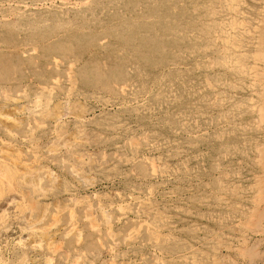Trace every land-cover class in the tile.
<instances>
[{
	"label": "rangeland",
	"instance_id": "rangeland-1",
	"mask_svg": "<svg viewBox=\"0 0 264 264\" xmlns=\"http://www.w3.org/2000/svg\"><path fill=\"white\" fill-rule=\"evenodd\" d=\"M4 143L80 200L6 264H264V0H0Z\"/></svg>",
	"mask_w": 264,
	"mask_h": 264
},
{
	"label": "bare ground",
	"instance_id": "bare-ground-1",
	"mask_svg": "<svg viewBox=\"0 0 264 264\" xmlns=\"http://www.w3.org/2000/svg\"><path fill=\"white\" fill-rule=\"evenodd\" d=\"M70 112L71 111H69V112L67 111L62 116L63 117L65 115L68 116L71 114ZM83 113H84V111H83ZM73 114L74 113H72L71 115H73ZM57 115H59V114H57ZM81 115H82V113H81ZM53 119H54V117H53ZM60 119H61V117H60ZM56 120H57V118H56ZM76 137L74 139H76ZM82 139L83 138H81L80 141L84 142L85 140L83 141ZM70 141H71V139H70ZM73 141H75V140H73ZM56 142L58 143L59 146L66 147V146H68L69 141L67 142L66 138L62 137L60 139L58 138V140H56ZM59 146H57V147H59ZM53 148H54V146H53ZM0 151H1L0 152V235L9 236V235L18 234L19 235V241L18 242L20 245H22V246L27 245V246H30L33 250L39 251V249H41L42 246L44 245L42 243V242H44V239L48 236L50 237V235L53 236V234L56 232L53 230V226L55 228L56 223L57 224L60 223L59 220L61 219L62 216H64V214H66V212H68L70 210L72 213L73 209L71 206H73V208L78 206L80 204V200H78V199L71 200L70 199V201H71V202H69L70 205L65 204L63 207H59L58 205H56L55 206L56 211H55L53 219H52L54 223L52 222L53 225L49 224L51 226L47 225L48 227H46V223H47L48 219H50L49 213L47 210V208L50 207V206H48V204L50 203V201H52L53 205H54L53 199H54V197H56V196H54V194L51 193V191H53V188L51 190L46 185H44V180L45 179L47 180L50 177L51 172H49V169L47 170V168H44L43 166H40L38 164L32 165V164L27 163L23 158H21L22 156L20 155V151L18 149H16L15 146L14 147L11 146L10 143H4L3 147L0 148ZM21 152H23V151H21ZM52 153H54V152H52ZM78 176H79V174H78ZM50 181H52V180L50 179ZM55 195H57V193ZM38 200H40L42 203L44 201L49 200V203L47 202L48 204H45L46 208L43 211H41V213H36V210H35L36 209L35 206L38 205L37 204ZM55 202H58V200ZM58 203H60V202H58ZM70 207H71V209H70ZM70 211H69V213H70ZM108 213H109V211L106 209H103V208H98L97 210L93 209L92 211L86 213V215L84 216V219L88 223V225L91 226V229L98 233V230L100 229V223H104L106 221V219L108 217ZM69 218H71V216H69ZM144 224H145V222H144ZM67 225H68V232L70 233V235H72L76 239L77 238L79 240L82 239V238H80V235H83V234H80L82 232V230L79 229V225H78L77 220H73V218H72L71 221H69V224H67ZM145 225L148 226V224H145ZM69 233H68V236H69ZM99 233H100V231H99ZM146 233H148V231ZM151 233H152V231H151ZM135 234H137V233H135ZM153 234H154V232L152 233V236H153ZM156 235H158V233ZM108 237H110V236H108ZM65 238H67V237H65ZM52 239L54 240L55 238H51L50 240H52ZM50 240H48V241H50ZM79 240H77V242ZM159 241H160V239L158 240V242ZM46 243H47L46 246L49 244L48 245L49 248H47L48 252H50L51 254H53L55 256L56 251H57L58 247H60V246L55 247L56 244H53V242H52V244L54 246H52L51 243H49V242H46ZM58 245H60V244H58ZM58 251H59V249H58ZM35 253H36V251H35ZM48 256H50V255H48ZM67 257H68V255H67ZM50 259L53 260L52 257ZM48 260L46 261L47 263L45 261L44 262L46 264H49L50 262L48 263ZM77 260H79V259H77ZM24 261H25V259H24ZM24 261H22L21 263L23 264ZM0 264H6V262L2 261V259H1Z\"/></svg>",
	"mask_w": 264,
	"mask_h": 264
}]
</instances>
